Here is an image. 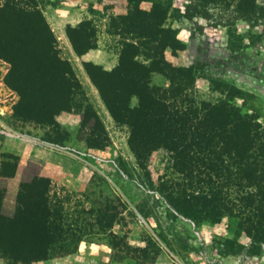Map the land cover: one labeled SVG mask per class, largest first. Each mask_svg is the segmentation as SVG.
Returning <instances> with one entry per match:
<instances>
[{
	"label": "rangeland",
	"instance_id": "obj_1",
	"mask_svg": "<svg viewBox=\"0 0 264 264\" xmlns=\"http://www.w3.org/2000/svg\"><path fill=\"white\" fill-rule=\"evenodd\" d=\"M11 1L40 8L60 54L67 59L73 56L61 30L69 19L90 20L87 32L96 34L98 47L113 57L120 56L125 42L131 40L111 22L129 11L128 0L0 3ZM154 1L158 0L142 2L141 7L150 9ZM255 4L241 13L236 2L227 6L172 0L165 26L176 29L182 47L176 54L167 50L166 57L177 66L194 69L196 80L188 93L196 104L230 102L264 125V0ZM73 65L80 74L76 61ZM10 70V62L0 58V170L3 153L18 156L21 150L10 142L23 144L31 157L19 168L17 180L39 173L40 180L35 179L47 184L52 206L71 224L69 236H75L55 246L48 259L29 264H264V243L255 251L237 216L226 214L217 222L176 215L161 185L163 181L175 188L179 187L175 183L184 184L170 152L160 148L140 162L128 143L129 125L113 118L95 87L80 82L74 92L73 104L83 118L76 112H63L56 123L38 124L15 115L20 95L7 83ZM152 80L160 84L161 79L153 75ZM137 103L134 96L131 105ZM43 146L52 155L46 170L50 175L43 171L48 155ZM8 182L0 177V209L11 214L19 190L10 189ZM0 264L12 261L0 255Z\"/></svg>",
	"mask_w": 264,
	"mask_h": 264
},
{
	"label": "trees",
	"instance_id": "obj_2",
	"mask_svg": "<svg viewBox=\"0 0 264 264\" xmlns=\"http://www.w3.org/2000/svg\"><path fill=\"white\" fill-rule=\"evenodd\" d=\"M145 1L153 0H128L129 11L111 18L120 34L131 36L119 64L112 70L92 62L84 67L113 118L129 125L128 143L140 162L157 149L170 152L184 184L161 185L176 215L217 222L226 214L237 216L252 238L251 247L259 251L264 243V125L230 102L196 104L188 93L196 80L194 69L166 57L167 50L176 54L182 47L176 29L165 26L172 0L154 1L150 9L141 7ZM203 1L236 2L241 13L256 5L255 0ZM34 6L0 3V58L10 62L7 83L20 95L15 115L38 124L56 123L58 114L76 109L73 95L81 83L72 62L60 54L44 14ZM90 24L86 20L67 27L79 55L98 47L96 34L87 32ZM155 74L168 85L155 84ZM134 96L138 103L132 106ZM1 165L0 177H13L19 157L3 153ZM36 176L40 180L36 172L23 177L11 214L0 209V255L12 264L48 259L55 246L71 238V224L52 206L49 187Z\"/></svg>",
	"mask_w": 264,
	"mask_h": 264
},
{
	"label": "crops",
	"instance_id": "obj_3",
	"mask_svg": "<svg viewBox=\"0 0 264 264\" xmlns=\"http://www.w3.org/2000/svg\"><path fill=\"white\" fill-rule=\"evenodd\" d=\"M82 21V19L80 18L79 20H66L65 22V28L63 30H61V36L62 38L66 39L69 41L70 43V52L72 54L73 57H70L69 60L72 62L73 64V61H76V65L78 66V71H80V74H77L76 72V68L74 67L75 69V72H76V75L78 77V79L80 80V82L82 84L86 83L89 87H95V89L97 90V92L99 93V90L97 89V87L94 85V83L92 82L88 72L86 71L85 67H84V62H92L94 64H97V65H101L104 69L106 70H112L114 69L118 64H119V56L116 55L115 57L112 56V54L110 55V53L100 49V47H97V48H93V49H90L88 50L86 53H83L81 55L77 54L72 46V43L68 37V34H67V31H66V28L70 25V26H73L75 27L76 25L80 24ZM63 27V26H62ZM74 66V65H73ZM82 74V75H81ZM156 78H160V84L158 85H167L168 84V80L165 79L163 76L159 75V74H155ZM100 95V93H99ZM101 97V95H100ZM136 97V96H135ZM102 99V97H101ZM103 100V99H102ZM105 108L108 110V108L106 107V105H104ZM97 111V110H96ZM63 112H73V113H78V114H81V118H83V115H82V112L80 111H76V109H72L71 111H63ZM63 112H61L60 114H58L56 116V120L58 121L59 117H62L63 116ZM109 112V110H108ZM110 113V112H109ZM97 114H99V112L97 111ZM111 114V113H110ZM76 116V115H74ZM101 117V116H100ZM81 122H82V119H81ZM24 139H20L19 141L22 143L25 142V140L23 141ZM11 144H13L14 146H19L21 148L20 152H16L17 155L20 157V165H18V173H16L13 177H10L8 178V185H9V188L12 189L13 191L17 192L19 190V187H20V184H21V179L17 180L18 179V176H19V168H21L22 166L26 165V162H27V159L31 157L30 155V152H27V151H24V145L21 144V143H18L17 141L14 142V141H11L10 142ZM10 144V145H11ZM50 144H46V146H48ZM17 146V147H18ZM44 149V151H48V155L46 153V157H45V162H44V168H43V171H44V174L46 175H50V173H48L46 170L50 169V166H51V153H49V149H47V147L43 146L42 147ZM9 151H15L14 148H11V149H8ZM60 150V149H59ZM59 153L58 154H61L60 151H58ZM29 153V154H28ZM35 153V152H34ZM26 157V158H25ZM15 181L14 183H12L11 181Z\"/></svg>",
	"mask_w": 264,
	"mask_h": 264
},
{
	"label": "water",
	"instance_id": "obj_4",
	"mask_svg": "<svg viewBox=\"0 0 264 264\" xmlns=\"http://www.w3.org/2000/svg\"><path fill=\"white\" fill-rule=\"evenodd\" d=\"M140 217L142 218V220H144V218L140 215Z\"/></svg>",
	"mask_w": 264,
	"mask_h": 264
}]
</instances>
